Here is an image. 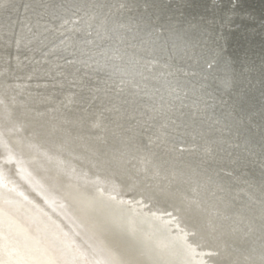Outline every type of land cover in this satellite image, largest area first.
Wrapping results in <instances>:
<instances>
[{"label": "bare ground", "instance_id": "bare-ground-1", "mask_svg": "<svg viewBox=\"0 0 264 264\" xmlns=\"http://www.w3.org/2000/svg\"><path fill=\"white\" fill-rule=\"evenodd\" d=\"M0 264H264L263 0H0Z\"/></svg>", "mask_w": 264, "mask_h": 264}, {"label": "snow or ice", "instance_id": "snow-or-ice-1", "mask_svg": "<svg viewBox=\"0 0 264 264\" xmlns=\"http://www.w3.org/2000/svg\"><path fill=\"white\" fill-rule=\"evenodd\" d=\"M234 6H238V3H237V4H235Z\"/></svg>", "mask_w": 264, "mask_h": 264}, {"label": "water", "instance_id": "water-1", "mask_svg": "<svg viewBox=\"0 0 264 264\" xmlns=\"http://www.w3.org/2000/svg\"><path fill=\"white\" fill-rule=\"evenodd\" d=\"M263 3H264V0H263Z\"/></svg>", "mask_w": 264, "mask_h": 264}]
</instances>
